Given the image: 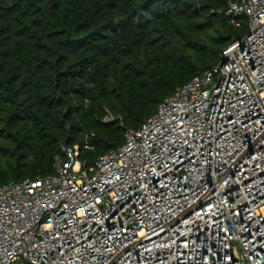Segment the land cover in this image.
<instances>
[{"label":"built area","instance_id":"obj_1","mask_svg":"<svg viewBox=\"0 0 264 264\" xmlns=\"http://www.w3.org/2000/svg\"><path fill=\"white\" fill-rule=\"evenodd\" d=\"M225 12L247 32L122 145L0 185V264H264V0Z\"/></svg>","mask_w":264,"mask_h":264},{"label":"trees","instance_id":"obj_2","mask_svg":"<svg viewBox=\"0 0 264 264\" xmlns=\"http://www.w3.org/2000/svg\"><path fill=\"white\" fill-rule=\"evenodd\" d=\"M229 1L0 0V185L53 174L62 143L122 145L247 32Z\"/></svg>","mask_w":264,"mask_h":264},{"label":"water","instance_id":"obj_3","mask_svg":"<svg viewBox=\"0 0 264 264\" xmlns=\"http://www.w3.org/2000/svg\"><path fill=\"white\" fill-rule=\"evenodd\" d=\"M151 1H154V0H151Z\"/></svg>","mask_w":264,"mask_h":264}]
</instances>
